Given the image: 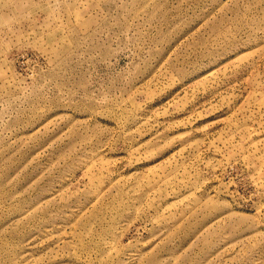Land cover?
Masks as SVG:
<instances>
[{
	"label": "rangeland",
	"instance_id": "1",
	"mask_svg": "<svg viewBox=\"0 0 264 264\" xmlns=\"http://www.w3.org/2000/svg\"><path fill=\"white\" fill-rule=\"evenodd\" d=\"M0 264H264V0H0Z\"/></svg>",
	"mask_w": 264,
	"mask_h": 264
}]
</instances>
